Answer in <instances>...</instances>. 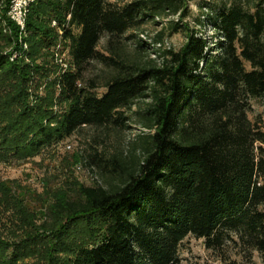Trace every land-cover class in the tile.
<instances>
[{
    "label": "trees",
    "instance_id": "obj_1",
    "mask_svg": "<svg viewBox=\"0 0 264 264\" xmlns=\"http://www.w3.org/2000/svg\"><path fill=\"white\" fill-rule=\"evenodd\" d=\"M10 1L0 0V164L26 163L84 127L131 122L147 134L127 160L95 154L105 186L56 193L42 210L41 194L0 178V264L36 256L42 244L43 264L60 255L65 264H179L188 237L223 264H236L229 246L264 262V130L248 117L251 101L264 97V0L204 4L192 27V0H36L24 36L7 18ZM174 17L166 29L185 33L179 50L156 48L146 61L121 56L119 38ZM51 20L65 26L64 73L53 60ZM196 27L212 36L198 37ZM103 35L108 55L97 51ZM136 39L139 55L148 44ZM94 61L111 71L99 97L83 77ZM139 102L138 119L124 115ZM78 224L90 244L69 242Z\"/></svg>",
    "mask_w": 264,
    "mask_h": 264
},
{
    "label": "rangeland",
    "instance_id": "obj_2",
    "mask_svg": "<svg viewBox=\"0 0 264 264\" xmlns=\"http://www.w3.org/2000/svg\"><path fill=\"white\" fill-rule=\"evenodd\" d=\"M106 1L117 6H124L135 0ZM225 1L227 0H192L189 3V15L186 21L190 24V27L194 26L195 19L199 15V8L204 4H210L211 7H216V5ZM177 18H164L163 21L146 20L141 27L129 31L122 38L118 39V49L121 56L128 60L140 59L141 61H146L155 59L154 50L156 47L153 48L152 40L162 30H164L162 43L165 45V49L173 51L179 50L185 42V33L179 31L178 33L170 34L169 29H166L168 22L176 20ZM196 30L198 37L210 38L212 36L209 28L205 27L199 30L196 27ZM74 33H76L75 30ZM136 37L148 44L139 55L135 46L138 40ZM106 42L107 38L103 35L97 47V51L104 55H108L104 51ZM245 67L249 69L247 64H245ZM110 74L111 71L109 69L94 61L86 66L83 77L86 81H95L98 88L94 91V94L99 97L105 91L103 84L109 78ZM144 104L141 102L137 103L131 112H127L124 115L134 120L138 119L135 114L144 108ZM250 105L251 111L248 113L249 119L254 120L259 117L264 130V97L251 101ZM124 124L123 126L111 124L104 127L93 126L81 128L70 138L42 150L41 154L26 163L21 162L17 164L16 162H11L8 164H0V178L2 180L17 181L23 187H27L29 190L41 194V210L43 209L42 205L51 202L52 195L56 193L67 191L74 195L77 189L82 186H105V172L102 170L101 165L99 166L98 163L95 164V159H92L95 154L102 157L103 163L117 154H122V157L126 158L123 160H127L130 153L133 152V146L139 144L138 136L143 133L147 134V131L139 125L131 122H125ZM135 146L138 150L139 147L137 148V145ZM82 156L85 162H90V167L86 166L80 160ZM71 231L69 242L72 244L91 243V240L85 234V229L82 224L73 226ZM45 247L44 244L41 247H37L39 253L36 256L22 259L17 264H43V251ZM227 254L230 260L236 264H264L262 257L258 253H253L252 258L249 260L247 255L241 250L229 246ZM178 256L180 259L179 264H223L217 253L205 247L204 240L192 237L186 238L180 244ZM65 258L66 256L60 255L57 264H65Z\"/></svg>",
    "mask_w": 264,
    "mask_h": 264
},
{
    "label": "built area",
    "instance_id": "obj_3",
    "mask_svg": "<svg viewBox=\"0 0 264 264\" xmlns=\"http://www.w3.org/2000/svg\"><path fill=\"white\" fill-rule=\"evenodd\" d=\"M36 0H11L9 9L7 12V18L14 23L18 29L20 30V35H25V25H26V19L27 15L29 13L30 6L35 2ZM69 18H67V21ZM50 27L57 30L58 35V41L56 45L54 46L52 53H53V60L54 63L59 67V70L64 73L69 69V64L67 61V52L63 50L61 37L63 35V27H60L58 23L55 20H51ZM23 52H26L28 47L26 43H21ZM156 48H165V45L163 43L157 44L155 46ZM17 54L13 56L15 58ZM12 58V59H13ZM11 59V60H12Z\"/></svg>",
    "mask_w": 264,
    "mask_h": 264
}]
</instances>
